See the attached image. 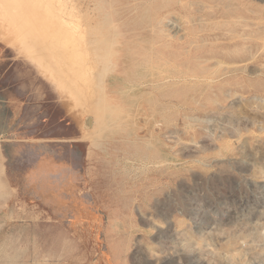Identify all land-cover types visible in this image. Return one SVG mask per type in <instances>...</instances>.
I'll return each instance as SVG.
<instances>
[{
    "label": "rangeland",
    "instance_id": "374dc122",
    "mask_svg": "<svg viewBox=\"0 0 264 264\" xmlns=\"http://www.w3.org/2000/svg\"><path fill=\"white\" fill-rule=\"evenodd\" d=\"M238 213L264 217V0H0V264H207L186 234Z\"/></svg>",
    "mask_w": 264,
    "mask_h": 264
},
{
    "label": "clouds",
    "instance_id": "9594fccd",
    "mask_svg": "<svg viewBox=\"0 0 264 264\" xmlns=\"http://www.w3.org/2000/svg\"><path fill=\"white\" fill-rule=\"evenodd\" d=\"M229 105V103H228ZM225 107L222 103H216L213 111L220 114L231 112L236 115L238 110ZM212 120L205 118L185 117V127L194 128L197 131L203 130L209 132V126ZM205 163L204 167H208ZM242 228V230H240ZM239 230V231H238ZM218 243H214L212 249L208 248L207 237L197 238L191 233L186 234V239L182 244L185 251L198 249L203 254L207 264H255V262L264 259V217H261L256 224L249 222L244 213H238L234 222L226 228L220 229L215 233ZM203 241L202 245L198 242ZM78 250L75 245L72 251ZM38 264H51L50 258L46 255L38 261Z\"/></svg>",
    "mask_w": 264,
    "mask_h": 264
},
{
    "label": "bare ground",
    "instance_id": "6f19581e",
    "mask_svg": "<svg viewBox=\"0 0 264 264\" xmlns=\"http://www.w3.org/2000/svg\"><path fill=\"white\" fill-rule=\"evenodd\" d=\"M95 7V6H94ZM83 8V7H82ZM87 9V8H86ZM82 10V9H81ZM87 12V11H86ZM86 12H83L84 13V15H85V17H86V15L87 14H89L90 12H89V10H88V12H87V14H86ZM82 14V13H81ZM84 15H82V17L84 16ZM87 16H89V15H87ZM87 18V17H86ZM104 22V21H103ZM98 23V22H97ZM91 26V25H90ZM93 26V25H92ZM105 27V26H104ZM162 31V30H161ZM254 33H257V32H254ZM253 34V33H252ZM115 35V34H114ZM254 35V34H253ZM252 35V36H253ZM256 36V35H255ZM106 39V38H105ZM111 39V38H110ZM93 42V41H92ZM85 44V43H84ZM85 47V46H84ZM112 47V46H111ZM84 51H85V49H84ZM206 51V50H205ZM235 52V51H234ZM233 53V52H232ZM215 60V59H214ZM217 60V59H216ZM205 61V60H204ZM215 62V61H214ZM219 62H221V61H219ZM218 63V62H217ZM84 64V63H83ZM235 64V63H234ZM237 65V64H236ZM85 66H87V65H85ZM235 68L236 69H238V66H235ZM106 71V70H105ZM83 74V73H82ZM87 77V76H86ZM99 91V90H98Z\"/></svg>",
    "mask_w": 264,
    "mask_h": 264
},
{
    "label": "crops",
    "instance_id": "0c3cea01",
    "mask_svg": "<svg viewBox=\"0 0 264 264\" xmlns=\"http://www.w3.org/2000/svg\"><path fill=\"white\" fill-rule=\"evenodd\" d=\"M3 172V171H2ZM2 174V173H1Z\"/></svg>",
    "mask_w": 264,
    "mask_h": 264
}]
</instances>
